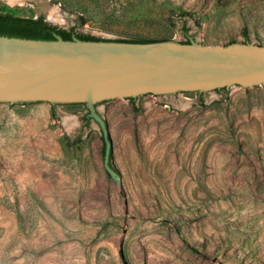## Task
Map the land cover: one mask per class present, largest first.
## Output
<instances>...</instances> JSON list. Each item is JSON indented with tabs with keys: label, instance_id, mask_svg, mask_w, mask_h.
Here are the masks:
<instances>
[{
	"label": "rangeland",
	"instance_id": "obj_1",
	"mask_svg": "<svg viewBox=\"0 0 264 264\" xmlns=\"http://www.w3.org/2000/svg\"><path fill=\"white\" fill-rule=\"evenodd\" d=\"M103 40L264 46V0H0ZM58 17V18H57ZM0 122V264H264V132Z\"/></svg>",
	"mask_w": 264,
	"mask_h": 264
},
{
	"label": "water",
	"instance_id": "obj_2",
	"mask_svg": "<svg viewBox=\"0 0 264 264\" xmlns=\"http://www.w3.org/2000/svg\"><path fill=\"white\" fill-rule=\"evenodd\" d=\"M0 122L101 126L120 181L108 126L264 132V46L0 35Z\"/></svg>",
	"mask_w": 264,
	"mask_h": 264
},
{
	"label": "trees",
	"instance_id": "obj_3",
	"mask_svg": "<svg viewBox=\"0 0 264 264\" xmlns=\"http://www.w3.org/2000/svg\"><path fill=\"white\" fill-rule=\"evenodd\" d=\"M0 35L23 37V38H34V39H56L57 36H61L65 40H72L74 37H77L82 40H94V41L103 40L101 38L92 35H83V34L75 35L74 31L72 30L62 29L49 23L48 21L45 20L43 16L34 18V17H24L19 15H14L12 13H1V12H0ZM164 40L167 39L136 38V39H118L114 41L153 42V41H164ZM181 43H190V41L181 42ZM127 98L134 102L137 97H127ZM20 103L29 104L30 102H20ZM80 104L86 105V103H80ZM91 119L92 118L89 116V112H87L85 115L86 123L89 124ZM103 151H105V142H104ZM112 159H113V151L111 153V165L114 167Z\"/></svg>",
	"mask_w": 264,
	"mask_h": 264
},
{
	"label": "bare ground",
	"instance_id": "obj_4",
	"mask_svg": "<svg viewBox=\"0 0 264 264\" xmlns=\"http://www.w3.org/2000/svg\"><path fill=\"white\" fill-rule=\"evenodd\" d=\"M58 18V17H57Z\"/></svg>",
	"mask_w": 264,
	"mask_h": 264
}]
</instances>
